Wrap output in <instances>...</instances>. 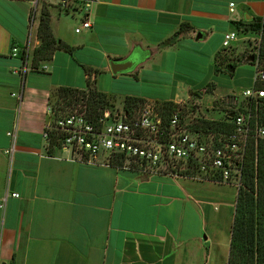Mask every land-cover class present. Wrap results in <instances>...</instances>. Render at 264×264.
<instances>
[{"label": "crops", "instance_id": "crops-1", "mask_svg": "<svg viewBox=\"0 0 264 264\" xmlns=\"http://www.w3.org/2000/svg\"><path fill=\"white\" fill-rule=\"evenodd\" d=\"M32 9L31 0H0V264H227L236 195L231 186L57 159L44 138L48 99L58 87L86 89L88 69L89 80L114 100L178 104L176 90L213 83L224 35L249 34L235 31L233 23L258 19L264 0H100L88 11L50 7L53 37L72 50H56L36 69L30 54L39 44L38 11L30 17ZM85 20L90 28L76 34ZM181 24L191 30L163 46ZM12 47L28 48L27 59L12 57ZM182 58L209 68L211 77L186 76ZM110 61L131 67L113 75ZM143 83L172 95L140 93L136 86ZM115 84L129 91L105 87Z\"/></svg>", "mask_w": 264, "mask_h": 264}, {"label": "built area", "instance_id": "built-area-1", "mask_svg": "<svg viewBox=\"0 0 264 264\" xmlns=\"http://www.w3.org/2000/svg\"><path fill=\"white\" fill-rule=\"evenodd\" d=\"M59 10L84 11L100 0H43ZM37 0L32 2L35 10ZM233 3L229 11H233ZM257 23L264 26V12ZM90 22L82 21L74 29L76 34L88 30ZM256 33H260L261 30ZM236 34L224 35L222 47L230 46ZM23 52L28 55V48ZM20 49L12 47L10 55L17 57ZM254 68L250 88L242 92L244 100L257 101L264 98V90L256 87L264 83V57L259 53L251 57ZM233 131L229 134H202L191 131L182 122L180 108L176 107L165 119L157 104L145 103L135 114L116 111L111 115L104 111L93 122L84 104H78L69 114L53 123L49 122L44 130L55 129L61 133L59 146L54 150L57 159L71 162H86L92 165L110 166V160L124 159L120 170H129L143 176L163 175L173 179L195 182H213L242 188V168L250 142L264 139V125L258 121L257 108L229 114ZM13 136L12 133H8ZM17 198L15 193L10 194Z\"/></svg>", "mask_w": 264, "mask_h": 264}, {"label": "trees", "instance_id": "trees-1", "mask_svg": "<svg viewBox=\"0 0 264 264\" xmlns=\"http://www.w3.org/2000/svg\"><path fill=\"white\" fill-rule=\"evenodd\" d=\"M37 4L39 9L37 10L36 36L39 44L30 54V64L33 69H36L41 63L49 61L56 50H63L67 53H71L72 50L62 41L55 39L51 33L49 14L51 6L43 0ZM34 13L35 10L32 9L30 17ZM257 21L258 19H254L246 24L237 22L233 25L237 31L248 33L261 30L262 36H264V26L261 27ZM190 30L188 24H181L172 37L164 41L162 45H171L181 34ZM19 57L23 62L27 59L23 51L19 53ZM251 57L246 59V63L252 65ZM260 57H264V52H261ZM236 66L237 62L226 64L231 72ZM220 70L215 64V74L219 73ZM85 72L88 76L86 89L58 87L50 92L48 105L51 110V123L69 114L78 104L86 106L88 115L93 122H96L102 113L109 108L114 99L99 91L95 86V80H89L91 70L86 69ZM256 87L264 90V83H258ZM144 104L145 101L141 98L125 96L122 100V109L127 114H135V111H139ZM176 107L172 102L158 104V108L162 111L165 119ZM255 108H257L258 121L264 125V98L259 99L257 103L243 99L239 102L237 111L248 109L254 112ZM233 113L236 112H229L226 117L218 120L198 119L195 123L188 125V128L205 135H216L220 132L229 134L233 131L229 114ZM47 135V151L50 153L59 146L61 133L52 128L47 131ZM123 162V157L117 158L110 160V165L113 168L121 167ZM241 176L242 188L238 190L235 200L227 264H264V139L250 142L245 154Z\"/></svg>", "mask_w": 264, "mask_h": 264}, {"label": "rangeland", "instance_id": "rangeland-1", "mask_svg": "<svg viewBox=\"0 0 264 264\" xmlns=\"http://www.w3.org/2000/svg\"><path fill=\"white\" fill-rule=\"evenodd\" d=\"M31 1L33 2L34 0ZM39 1L41 0H37V3H39ZM37 3L36 10L39 9ZM235 31L237 30L235 29ZM236 40L238 41L234 46L230 43V46L217 56L216 64L222 72L220 70V73H214L216 76L211 78L213 83L206 84V82L203 81L201 84H195L191 88L176 90L178 95L177 100L180 102L175 105L180 108L182 122L185 126L195 123L198 119H222L226 117L227 113L237 111L239 102L243 100L242 92L250 88L253 82L254 68L250 63H246V59L257 53L260 55L261 52H264V36L256 32L249 33L246 36L238 34ZM182 61L184 63L182 68L186 71V76L196 75L197 78L205 77L206 79L211 77L209 68H207L208 70H204L201 67V70H199L194 65L193 68L192 62L189 60L182 58ZM233 62H237V66L235 70L231 72L226 67V64ZM105 87L107 89H113L117 93L129 91V89L126 88V84H115L114 86ZM136 87L140 93L158 98H166L171 96L173 92V90L169 89L149 87L145 83ZM121 110L122 100H113L106 111L113 115L116 111ZM135 112L137 113L138 110ZM230 188V194L232 195L235 191L237 195L238 190L232 186ZM231 202L227 203L229 207H226V210L228 209L231 211ZM214 205L218 208L216 203Z\"/></svg>", "mask_w": 264, "mask_h": 264}, {"label": "water", "instance_id": "water-1", "mask_svg": "<svg viewBox=\"0 0 264 264\" xmlns=\"http://www.w3.org/2000/svg\"><path fill=\"white\" fill-rule=\"evenodd\" d=\"M109 67H110L111 73L114 75L117 73H122V72L127 71L131 67V63L126 62V61L125 62L110 61Z\"/></svg>", "mask_w": 264, "mask_h": 264}]
</instances>
